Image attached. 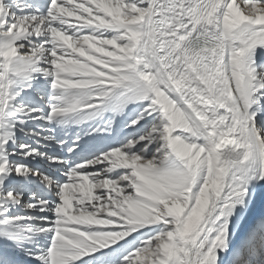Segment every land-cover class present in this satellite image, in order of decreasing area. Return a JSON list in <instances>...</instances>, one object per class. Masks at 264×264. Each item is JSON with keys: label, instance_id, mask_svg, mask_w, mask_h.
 <instances>
[{"label": "snow or ice", "instance_id": "6c2138e0", "mask_svg": "<svg viewBox=\"0 0 264 264\" xmlns=\"http://www.w3.org/2000/svg\"><path fill=\"white\" fill-rule=\"evenodd\" d=\"M0 264H264V0H0Z\"/></svg>", "mask_w": 264, "mask_h": 264}]
</instances>
